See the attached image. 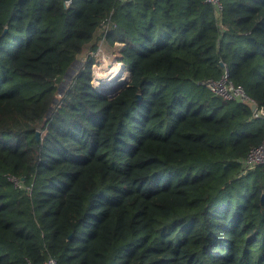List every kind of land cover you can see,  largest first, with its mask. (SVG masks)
<instances>
[{"label":"trees","instance_id":"obj_1","mask_svg":"<svg viewBox=\"0 0 264 264\" xmlns=\"http://www.w3.org/2000/svg\"><path fill=\"white\" fill-rule=\"evenodd\" d=\"M221 1L0 0V264H264V165L238 161L264 117L198 83L223 62L264 106V0ZM102 38L111 98L80 57Z\"/></svg>","mask_w":264,"mask_h":264},{"label":"built area","instance_id":"obj_2","mask_svg":"<svg viewBox=\"0 0 264 264\" xmlns=\"http://www.w3.org/2000/svg\"><path fill=\"white\" fill-rule=\"evenodd\" d=\"M208 3H211L216 11H220L222 9V1L221 0H205ZM106 25H104L101 33L105 30ZM100 33V34H101ZM104 40L103 38L100 39V42L97 46V48L94 51H91V54H95L99 51H102ZM116 45L119 47L120 44L116 43ZM93 50V49H91ZM93 64V63H92ZM120 68H124V66L119 65ZM222 72L218 78H204L198 81V83L206 86L208 89H210L213 93L222 96L223 98L230 99V100H236L243 102L247 104L251 108L252 116L254 117H264V106L259 105L258 102L249 94L246 93L244 87L240 84H236L230 80L228 77V71L227 67L223 62H221ZM92 79H97L98 76L96 73L92 70ZM129 78V72H126L124 76L122 77V81L127 80ZM96 81V80H95ZM97 82V81H96ZM92 84L95 86L96 89L101 90L104 92L106 81L100 78V80L95 85L92 81ZM127 84V83H126ZM108 87V86H106ZM118 90H116L117 92ZM106 92V91H105ZM115 92V93H116ZM107 93V92H106ZM114 93V94H115ZM109 96V93H107ZM111 98V96H109ZM241 171L240 173L244 174L247 171L255 168L256 166L264 165V137L262 140L250 147V149L247 151V153L240 157L239 160ZM10 179L18 186H20V182L14 178L10 177ZM43 264H57L56 259L53 256H49Z\"/></svg>","mask_w":264,"mask_h":264},{"label":"rangeland","instance_id":"obj_3","mask_svg":"<svg viewBox=\"0 0 264 264\" xmlns=\"http://www.w3.org/2000/svg\"><path fill=\"white\" fill-rule=\"evenodd\" d=\"M103 27H104V25H102V27L98 30L96 36H98L101 33ZM99 42H98V44H99ZM98 44L96 45V48H97ZM96 48H94L93 50H91L92 48H90V47L85 48L83 50V53L80 55V57H82V55L87 56V53H88V55H90L94 59V62L92 64V70L98 76V80L95 78V79H92V81L96 85L97 82L100 80V78H102L103 80L106 81V84H105V88H106V86L108 85L107 84V80H109L108 76L111 74V71H112L111 68H113L115 66V63H121V64H123V63L118 59L117 50H118L119 47L117 45H116V48H114L112 46L111 47L108 46L107 44H103L102 51H99V52H97L95 54H91L90 52L94 51ZM73 68H72V71H73ZM124 70L129 72L127 69H125V67H124ZM72 71H70V73ZM66 75H67L66 78L62 80L63 83L61 82V86L59 88L60 91H63V89L65 87V81L67 80V78L70 75L69 72ZM113 80L114 79H110V81H113ZM124 86H122V87H124ZM119 87H120L119 89L117 88L118 90H120L122 88L121 86H119ZM42 123H43L42 119L41 120L40 119H37V120L34 119L33 121H31L30 124H27V125H24V126L15 127V128H12V129L20 130V129H22V127L23 128L34 127L35 129L40 130V133L42 134L43 133V129L41 127ZM8 128H10V127H8V126L4 127V129H8ZM2 129H3V127L0 128V132H1Z\"/></svg>","mask_w":264,"mask_h":264},{"label":"bare ground","instance_id":"obj_4","mask_svg":"<svg viewBox=\"0 0 264 264\" xmlns=\"http://www.w3.org/2000/svg\"><path fill=\"white\" fill-rule=\"evenodd\" d=\"M121 63H115V66L112 69L111 71V74L108 76L109 80H107V86L105 89H108V88H112V87H116L117 84H119L122 80V77L124 76V74H126V70H124V68H120L119 65ZM123 66V64H121ZM110 79H114L113 81H110ZM120 88V87H119Z\"/></svg>","mask_w":264,"mask_h":264},{"label":"water","instance_id":"obj_5","mask_svg":"<svg viewBox=\"0 0 264 264\" xmlns=\"http://www.w3.org/2000/svg\"><path fill=\"white\" fill-rule=\"evenodd\" d=\"M67 1H69V0H65V2H67ZM71 71V70H70ZM130 75V74H129ZM65 76H67V75H65ZM129 79V78H128ZM127 83V80H124V81H122V82H120L119 84H117V86L116 87H113V88H108L107 90H104V92L106 91L107 93H109V96H113L114 95V93L116 92V90H118L119 89V86H124L125 84ZM118 88V89H117ZM35 134H36V136L38 137L39 136V130H36V132H35ZM264 197V194H262V198Z\"/></svg>","mask_w":264,"mask_h":264},{"label":"clouds","instance_id":"obj_6","mask_svg":"<svg viewBox=\"0 0 264 264\" xmlns=\"http://www.w3.org/2000/svg\"><path fill=\"white\" fill-rule=\"evenodd\" d=\"M130 74V73H129Z\"/></svg>","mask_w":264,"mask_h":264}]
</instances>
